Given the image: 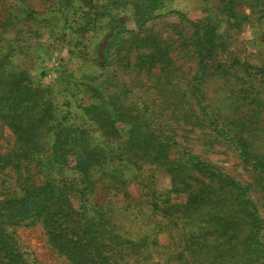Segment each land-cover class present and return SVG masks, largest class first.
Here are the masks:
<instances>
[{
	"label": "rangeland",
	"instance_id": "374dc122",
	"mask_svg": "<svg viewBox=\"0 0 264 264\" xmlns=\"http://www.w3.org/2000/svg\"><path fill=\"white\" fill-rule=\"evenodd\" d=\"M0 264H264V0H0Z\"/></svg>",
	"mask_w": 264,
	"mask_h": 264
},
{
	"label": "trees",
	"instance_id": "16d2710c",
	"mask_svg": "<svg viewBox=\"0 0 264 264\" xmlns=\"http://www.w3.org/2000/svg\"><path fill=\"white\" fill-rule=\"evenodd\" d=\"M243 151H244V155H246L245 149H243ZM246 156H247V155H246ZM245 159H246V161H249L248 157H247V158L245 157ZM254 165L256 166L257 164L254 163ZM227 179L233 181V183H234L239 189H242V188H243L242 184L239 183V182H237V181L234 180L233 178H231V177H227Z\"/></svg>",
	"mask_w": 264,
	"mask_h": 264
}]
</instances>
